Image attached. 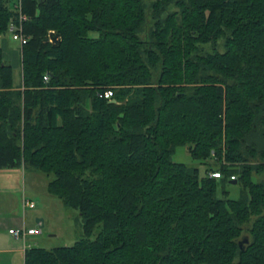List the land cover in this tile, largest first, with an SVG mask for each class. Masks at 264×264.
Returning <instances> with one entry per match:
<instances>
[{
  "label": "trees",
  "instance_id": "1",
  "mask_svg": "<svg viewBox=\"0 0 264 264\" xmlns=\"http://www.w3.org/2000/svg\"><path fill=\"white\" fill-rule=\"evenodd\" d=\"M8 2L0 38L24 15L28 41L18 86L0 46V170L52 175L83 220L24 264H264V0Z\"/></svg>",
  "mask_w": 264,
  "mask_h": 264
},
{
  "label": "rangeland",
  "instance_id": "2",
  "mask_svg": "<svg viewBox=\"0 0 264 264\" xmlns=\"http://www.w3.org/2000/svg\"><path fill=\"white\" fill-rule=\"evenodd\" d=\"M18 0H9L8 5L15 8ZM95 36V34H93ZM0 46L5 50L9 59V63L14 67L15 85H20L22 81V67H21V44L12 39L10 33L0 38ZM172 160L176 163L185 164L190 169H198L200 177H204L210 168H216L217 163L214 160L202 162L191 157L189 152V145L176 147ZM22 173L23 169L16 168ZM21 170V171H20ZM8 175V174H7ZM53 176L43 174L33 168L24 169V183L26 186L27 197L32 199L37 204V209L30 216L31 226L41 231L35 237L28 238L30 247H41L47 250H52L59 247L73 246L77 241L83 238V220L77 210L67 208L63 202L50 195L47 191V186ZM264 179V175L254 177V181ZM8 180V181H7ZM220 180V179H219ZM19 181V180H18ZM17 179L13 177L6 178L7 188H14L18 184ZM222 189L228 192V199L238 200L242 195V185L234 183L231 179L223 182L218 191V197L223 198ZM44 219L45 227L40 229L37 219ZM101 230V225L97 227L93 235L96 238ZM17 264H24L20 260Z\"/></svg>",
  "mask_w": 264,
  "mask_h": 264
},
{
  "label": "crops",
  "instance_id": "3",
  "mask_svg": "<svg viewBox=\"0 0 264 264\" xmlns=\"http://www.w3.org/2000/svg\"><path fill=\"white\" fill-rule=\"evenodd\" d=\"M4 54L7 56L5 50ZM6 58L9 59L8 56ZM13 177L19 180L18 184L14 188H7L6 178ZM26 190L24 169L23 176L16 168L0 170V264H17L20 260L25 262V251L28 247L25 248L24 243L16 240L9 231L16 228L36 229L31 226L30 216L37 209V204L35 203L36 207L33 209L26 207V201H33L27 197ZM35 236L26 237L25 244L29 248L28 238Z\"/></svg>",
  "mask_w": 264,
  "mask_h": 264
},
{
  "label": "built area",
  "instance_id": "4",
  "mask_svg": "<svg viewBox=\"0 0 264 264\" xmlns=\"http://www.w3.org/2000/svg\"><path fill=\"white\" fill-rule=\"evenodd\" d=\"M16 10L21 12L20 3H18L16 5ZM26 20H27L26 16L20 15V23L12 22L10 27H9V33L12 36V39L16 42H19L21 44V47L23 45H26L27 41H28V38L23 33V26H22V22L26 21ZM49 41L51 43H55L53 37H50ZM44 79L46 82H48L49 81L48 75H46L44 77ZM113 96H114V92L111 89L105 91V93H104V97L109 99V100H111ZM209 176H210V178H215L218 180L222 178V175L220 172H211V173H209ZM235 179H236V177H234V176L231 177L232 181H234ZM25 205H26V207H29L30 209H33L36 207L35 202L30 201V200L26 201ZM40 232L41 231H38V229H34V228H30V229H28V228H16V229H11L9 231L10 235H12L16 240L24 243L25 248H27V247L29 248V246H27L25 244L26 237L28 235H37Z\"/></svg>",
  "mask_w": 264,
  "mask_h": 264
},
{
  "label": "water",
  "instance_id": "5",
  "mask_svg": "<svg viewBox=\"0 0 264 264\" xmlns=\"http://www.w3.org/2000/svg\"><path fill=\"white\" fill-rule=\"evenodd\" d=\"M57 40H58V36L57 37H54V41L57 42ZM112 102H115V101H112ZM233 182L236 183V181H233ZM36 221L39 224L40 229H43L45 227L44 219L39 218Z\"/></svg>",
  "mask_w": 264,
  "mask_h": 264
}]
</instances>
